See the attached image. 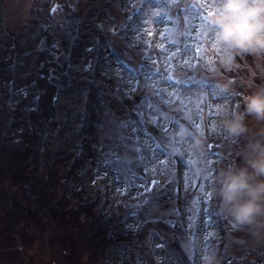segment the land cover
Instances as JSON below:
<instances>
[{
	"label": "rangeland",
	"instance_id": "1",
	"mask_svg": "<svg viewBox=\"0 0 264 264\" xmlns=\"http://www.w3.org/2000/svg\"><path fill=\"white\" fill-rule=\"evenodd\" d=\"M78 2L72 10L68 6L53 10L49 5L53 0H0V63L7 62L3 59L7 45L12 42L10 35L16 36L14 51L19 60L14 77L17 85L20 73H24L22 77L27 81L29 72L33 74L41 62H45V69L38 68V71L50 77L48 83L58 92L56 106L49 109L53 110L55 124L59 128L58 133L52 131L48 136L40 125L30 121V116L36 114L29 113L28 117L27 111L36 104H31L28 97L14 115L16 123L11 126V132L4 135L5 149L11 143L24 147L30 145L35 159L21 165V174L27 179L23 181L25 178H15L17 170L12 171L8 164L5 168L7 155H0V264L61 263L63 246L57 240H62L72 228V224H69V229L61 224L67 219L66 213L76 208L81 203L79 201L89 203L88 200L95 199L96 193L97 200L91 212L94 219H105V216L113 214L123 191L128 199L136 197L145 184L139 178L140 171L143 174L145 171L159 173L167 156L160 145L167 148L169 156L180 152L183 158H188L192 149L188 128L195 129L201 117L204 127L211 125L216 115H221L225 121L232 118L228 111H224L231 105V100L221 89L228 91L232 82L235 85L238 82L245 92L249 89L252 94L259 88V81L264 83V53L240 54L236 50L225 49L216 42L214 29L205 27L207 48L214 45V52H211L212 57L208 56L210 50L205 48L207 53L205 51L201 67L194 72L200 77L198 84L193 88L185 86L193 72L184 71L181 62L189 56L191 44L198 41L195 28L201 19L202 9L211 12L213 0ZM47 8L55 12L51 15L50 27L44 31L40 25L48 18ZM64 8L75 11L77 16L73 18ZM95 20L103 25L93 24ZM112 27L115 32H110ZM74 34L79 38L84 36L85 44L93 42L90 58L81 65L82 68L74 65L78 61H74L77 47L74 42L70 45ZM143 39L148 42L144 43L147 49L142 46ZM34 45L37 48L31 49L34 51L31 54L36 55L29 59L28 68L21 66L22 56L17 47L24 50ZM224 50L227 51L224 53ZM41 51L46 56L37 66V58L33 57L39 56ZM174 52L177 56L171 60ZM213 56L217 57V62L213 66H205L203 61L209 62ZM227 66L232 69L229 74ZM230 76L235 78L231 81ZM98 77L109 81V87L114 84L119 87L111 91L102 86ZM140 85L142 91L137 87ZM4 87L5 82L0 79V89ZM137 91L141 92L140 97H135L130 104L136 109L134 113L125 109L121 100L128 99L131 94L137 96ZM37 92L34 89L33 99L39 97ZM21 93L25 96V92ZM87 94L95 101V122L87 132V138L92 139L90 141L85 139L78 123L84 115V96ZM40 99L45 102L44 93ZM38 115L43 128L47 122L40 113ZM169 118L176 119L177 124ZM169 121L172 126L169 125L168 132L163 134L162 129L168 126ZM244 125V131L238 134L230 132L225 125L220 153L227 160L221 158L220 162L236 161L235 171L248 169L251 175L249 162L255 157L256 149L264 146V120L246 115ZM48 137L49 147L44 162V143ZM81 143L85 144L82 149ZM63 157L65 159H61ZM69 158L76 162L71 171ZM206 160L203 154L199 157L196 163L198 173L194 179L189 178L182 161L175 160L172 165L181 200L192 195L189 201L199 214L206 205L205 194L212 187L211 167L203 168ZM204 171L208 179L197 188ZM251 179L257 182L264 178L251 175ZM168 201L164 195L153 193L148 203L138 209L137 217H128L115 224V230L117 232L118 228L120 234L116 235L118 239L94 252L93 257L86 248L82 249L81 241L76 242L70 262L188 264L187 259L191 261L193 254L192 245L194 259L191 264H201V257L206 254L204 236L207 233L214 234L216 240L220 234L224 236L226 243L219 264H253V261L258 264L264 256L260 255L264 251V216L252 224L236 223L223 202L222 218L218 224L201 216L189 219L187 213L173 210L174 201ZM86 217L79 214L78 222H83ZM105 229V232L109 230ZM127 231L139 235L128 236ZM253 244V253H249L248 245ZM74 253L80 257H74Z\"/></svg>",
	"mask_w": 264,
	"mask_h": 264
},
{
	"label": "clouds",
	"instance_id": "2",
	"mask_svg": "<svg viewBox=\"0 0 264 264\" xmlns=\"http://www.w3.org/2000/svg\"><path fill=\"white\" fill-rule=\"evenodd\" d=\"M209 20L216 42L223 48L264 52V0H213ZM244 115L264 120V91L250 94L245 101L244 114H236L225 122L230 132L244 131ZM249 168L251 175L264 178V146L256 149ZM251 175L248 169L230 171L221 182L222 200L239 224H252L264 216V179L253 182ZM201 264H217L216 257L205 254Z\"/></svg>",
	"mask_w": 264,
	"mask_h": 264
},
{
	"label": "trees",
	"instance_id": "3",
	"mask_svg": "<svg viewBox=\"0 0 264 264\" xmlns=\"http://www.w3.org/2000/svg\"><path fill=\"white\" fill-rule=\"evenodd\" d=\"M58 1V0H57ZM79 0H60V3L62 5L61 9H63L64 6H68L70 8V10H72L75 6L76 3ZM81 1V0H80ZM80 1L78 3H80ZM66 10V12H69L68 14L72 15L73 18H75V16H77V13L68 11L66 8H64ZM50 22V20H48L47 24ZM94 23H97V20L93 21ZM50 25V23H49ZM47 25L48 29L50 26ZM46 27V26H45ZM44 28H42L44 31L46 30ZM47 36V35H45ZM100 41H102V39H100ZM70 42L72 45V43L74 42L77 49L75 51V55L74 61L75 62V66L78 65L79 68H82L81 65H83L84 62H86L89 58H90V51L93 48V42L90 41V43L88 42L87 44L84 43V36H80L78 34H74L71 35L70 38ZM69 45V46H70ZM15 46H17L15 44ZM20 47V46H19ZM18 48V53L22 56V60H21V66L27 67L28 68V62L29 59L32 57L30 56V54L32 53L31 49H35L37 48L35 45L32 46V48H25L24 50H20V48ZM67 51H69V54L71 53V50L69 47H67ZM30 54L27 57V53ZM26 53V54H25ZM39 56L37 57H33V58H37V66H39V61L40 59L44 58L46 56V54H44L43 51L39 52ZM24 54V55H23ZM42 54V55H41ZM41 55V56H40ZM81 55L84 56V59L81 58ZM4 62H8L7 57L5 56L3 59ZM42 61V60H41ZM2 62V61H1ZM7 62L4 63H0V78L2 79L3 82L6 81L7 77H5L4 73H7L9 71V69L7 70ZM9 63V62H8ZM42 64L38 67L40 69H45L46 65L45 62H41ZM4 65V66H3ZM2 66V67H1ZM38 68H36L33 71V74H31V71L29 72V79L27 81H24V78L22 77L24 73H20L18 75V83L20 85H30L29 87V92H31L28 97H30L31 104H36V106H30L29 110L27 111V115L29 117L30 114H36L38 113V111H34V109L36 108V110H40L43 113L46 112V104L48 102V100H50L54 95H55V91L52 88V85L50 83H48L50 81V77L45 75L44 72H39ZM16 69V65H14L13 71L15 72ZM74 77L76 75H73ZM33 84H37L36 86L33 87ZM17 85V83H16ZM32 85V86H31ZM43 87H45L47 89V91L49 90V92L46 94L45 93V102L42 101L41 99L39 100V97H41L40 93L41 91L44 89H42ZM34 89H36L38 92L37 94L39 95L38 97V101H33L32 99L34 98ZM133 95V94H132ZM84 115L82 114V116L79 118L78 123L80 124V128L82 129V131H84V135H85V139H87L88 141L92 140L90 138H87V132L92 128L93 123L95 122V111H93L94 106H95V101H93V98L90 97L89 94H87L86 96H84ZM99 98V97H98ZM28 99V98H27ZM19 100V99H18ZM100 100V99H99ZM27 101L26 99H20V103L18 104V106L21 105V103ZM124 104H122V106H124L125 109H130L132 108V106H130L131 101L129 99H127V101H123ZM44 104V105H43ZM57 104V102H56ZM45 106V107H44ZM35 107V108H34ZM0 112H2L3 116H10V114L12 113L11 111H9V107L6 105H2V109L0 110ZM30 113V114H29ZM37 117V114L34 116H30V118H34ZM82 144V143H81ZM83 147H85V144L83 143L82 146H80V149H82ZM89 149H87V153H88ZM2 154V156L4 157L5 155H7V160L5 164H8V168L13 170H17L18 172L14 174L15 178L17 179H21L23 178V171L21 169V165L26 164L25 162L28 161L31 157H32V148L31 146H27V147H17L16 145H10L8 146L6 149L5 147H0V155ZM31 157L29 158L28 156ZM61 159H65V157L61 158ZM67 159V158H66ZM6 168V165H4ZM22 173V174H21ZM79 211L75 212L72 210V212H67L66 216L67 219L63 221L62 219V215H59L60 219L63 221L62 222V226H67L69 224H72V228L73 230L76 229V231L74 232L75 234H71L70 236V241L69 244L67 245V249L69 251V253H71V251L73 250L76 242L79 243V240L81 241L80 243L82 244V249L86 248V250L91 253V256L94 254V252L98 251L99 249L103 248L105 245L111 243V241H114V239H118V237L120 236V234L118 233V228H117V232L115 230V224L112 221H109V219H107L108 221L103 222L102 219H94L93 215H91L93 206L92 204L90 205L88 202L84 203V204H79L78 206ZM125 208L119 209L117 211V213L119 212L120 214L122 213L121 211H129L131 210L130 207H126ZM60 211H58L57 213H59ZM75 213H77V216L75 217ZM80 214H84L85 216H89V218H91L88 223L84 222V223H79L78 221V215ZM117 219H121V216H119ZM105 227H107L109 230L106 231ZM119 236H116V235ZM130 235V234H129ZM134 235L133 233H131V236ZM76 257V255H75ZM79 258V256H78ZM65 263L64 264H69V262L67 260H71L70 256H65ZM70 264H78L77 262H72Z\"/></svg>",
	"mask_w": 264,
	"mask_h": 264
}]
</instances>
